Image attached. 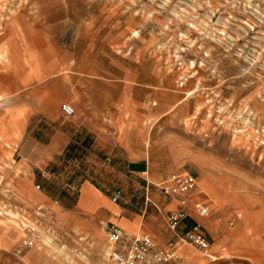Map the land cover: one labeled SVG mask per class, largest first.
Wrapping results in <instances>:
<instances>
[{"label":"rangeland","instance_id":"374dc122","mask_svg":"<svg viewBox=\"0 0 264 264\" xmlns=\"http://www.w3.org/2000/svg\"><path fill=\"white\" fill-rule=\"evenodd\" d=\"M50 118L112 139L63 152L59 186L126 188L129 207L144 210L135 233L152 224L166 241L175 235L147 194L196 216L218 258L184 244L173 264H264V0H0V264H112L111 222L47 201V184L15 166L26 124ZM116 142L130 167L108 161ZM182 172L197 189L165 196L159 182Z\"/></svg>","mask_w":264,"mask_h":264},{"label":"crops","instance_id":"0c3cea01","mask_svg":"<svg viewBox=\"0 0 264 264\" xmlns=\"http://www.w3.org/2000/svg\"><path fill=\"white\" fill-rule=\"evenodd\" d=\"M71 117H74V114ZM71 117H65V119H70ZM53 121H55V118H50V121L45 120L43 124L40 123L39 120L37 123L31 125V127L29 122L26 124L19 138L16 140V145L12 152L13 156L15 154L20 156L15 163L16 168L20 171H27V182L34 181L38 177L42 184H47L48 189L43 191V196L47 201L56 203L65 211L78 214H92L97 212L103 216L107 222L117 225L126 234V241L130 240L134 233L138 231L139 228L141 229L144 210L139 214L136 210L129 207L128 204L131 195H128L129 193L126 188H117L116 190H113V186L110 188L105 186L101 188L95 186L89 179L76 181L78 185L77 193L75 194L70 188H64L65 183L62 187L59 186V184L63 182V175L60 173L61 171H59L57 160L62 157L63 152L69 149H89L92 145L90 144V140H88L89 137H93L95 144L97 143V145L101 146L106 143L111 145L112 139L109 137L106 138L102 136V134L96 136L94 130L85 128L86 126H81L80 128V124L78 123L74 128H70L64 126L63 122L59 126L53 125ZM45 124L49 126V132L46 134L45 131H42V127L43 125L45 126ZM92 132L93 135L91 134ZM80 134L83 135L82 139L77 138ZM98 139H101V141ZM77 140L80 141L78 142ZM117 146L121 147L122 151L118 149L121 152L116 153L113 158H107L108 161L111 162V160H113L114 163H123L124 168L130 167L131 159L128 155L124 154V151H126L124 146L116 142L114 143V147L111 148V151ZM30 170L31 174L29 173ZM35 171L37 172L36 174ZM127 171H129V168ZM37 174H40V176H37ZM122 175L124 176V173ZM136 175L141 177L140 174ZM124 177L127 179L126 174ZM76 182L74 181V183ZM140 182L136 183V193L140 192L141 195H143V180ZM117 190L120 192L119 199L122 200V205H118L117 202H113L109 199L108 193L112 192L113 194ZM152 219L159 221L158 217H152ZM194 219H197L196 216L193 213H189L188 218L182 223L177 232H180L186 225L192 223ZM142 230L150 235L152 234L154 243L158 247H164L167 242H169V240L166 241L160 238V234L157 232L158 229L152 224H144ZM171 232L173 235L176 234V232ZM161 239L166 242L159 243L158 241H161ZM173 263L174 261L167 264Z\"/></svg>","mask_w":264,"mask_h":264},{"label":"built area","instance_id":"2783aa9c","mask_svg":"<svg viewBox=\"0 0 264 264\" xmlns=\"http://www.w3.org/2000/svg\"><path fill=\"white\" fill-rule=\"evenodd\" d=\"M61 110L64 116L71 117L75 113L70 103H63ZM160 191L167 197L185 198L190 192L197 189V180L190 173H174L166 176L159 184ZM39 188V185H36ZM120 192L113 193L111 200L117 201ZM146 206H153L160 214L169 230L176 232L175 238L164 247H158L154 243L153 237L148 233H135L130 240H125V233L114 223H109L106 227V240L104 247V257L112 264H165L179 258V248L184 244H189L199 248L208 257L215 260L217 256L209 253L210 244L203 231V226L199 220L177 232L182 223L188 218V212L183 208L165 209L159 206L148 194L145 196ZM196 213L205 216L208 213V206L198 204ZM31 238L25 239L16 252L20 253L21 248L31 246ZM227 264H234L229 261ZM247 264H255L249 261Z\"/></svg>","mask_w":264,"mask_h":264}]
</instances>
